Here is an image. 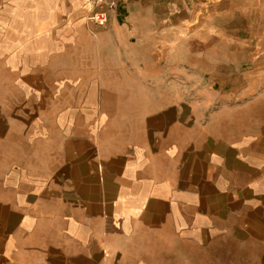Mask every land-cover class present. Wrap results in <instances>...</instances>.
<instances>
[{
	"label": "crops",
	"instance_id": "0c3cea01",
	"mask_svg": "<svg viewBox=\"0 0 264 264\" xmlns=\"http://www.w3.org/2000/svg\"><path fill=\"white\" fill-rule=\"evenodd\" d=\"M63 3L67 59H44L38 14L0 53V264H264V111L229 104L194 121L140 86L124 103L88 85L81 106L72 83L104 64L118 78L126 61L114 15L99 44L117 54L98 44L93 57L75 36L86 0ZM57 79L71 90L48 96ZM58 99L71 102L49 107Z\"/></svg>",
	"mask_w": 264,
	"mask_h": 264
},
{
	"label": "rangeland",
	"instance_id": "374dc122",
	"mask_svg": "<svg viewBox=\"0 0 264 264\" xmlns=\"http://www.w3.org/2000/svg\"><path fill=\"white\" fill-rule=\"evenodd\" d=\"M64 8L63 0H0V47L7 46L0 53L19 44V38L8 43L7 31L20 29L24 17L26 21L30 17L33 24V15L38 14L48 29L43 35L44 59H67L68 44L75 42V37L73 32H62L65 25L60 13ZM110 14L118 24L114 39L122 40L118 53L126 62L119 64L122 73L118 78L109 71L113 65L104 64L108 69L94 66L98 72L93 81L72 83L79 89L81 106L82 91L88 85L110 93L120 90L124 103L135 101L139 96L135 88L140 86L145 100L154 97L166 103L174 101L177 112L192 114L194 121L214 115L229 104L264 111V0H126L109 13L102 27L83 21V35L75 36L78 42H87L93 57L100 56L98 44H108L111 39L100 36L111 23ZM56 26L59 35L53 33ZM101 48L104 56L113 58L117 54ZM14 55H20L17 48ZM46 85L48 96L71 90L68 81L59 79ZM104 98L114 100L108 94ZM61 101L71 102L48 100L49 107Z\"/></svg>",
	"mask_w": 264,
	"mask_h": 264
},
{
	"label": "built area",
	"instance_id": "2783aa9c",
	"mask_svg": "<svg viewBox=\"0 0 264 264\" xmlns=\"http://www.w3.org/2000/svg\"><path fill=\"white\" fill-rule=\"evenodd\" d=\"M90 6L86 19L94 26L102 27L106 25L108 15L120 5L122 0H87Z\"/></svg>",
	"mask_w": 264,
	"mask_h": 264
}]
</instances>
